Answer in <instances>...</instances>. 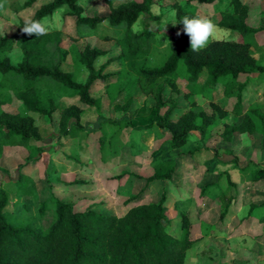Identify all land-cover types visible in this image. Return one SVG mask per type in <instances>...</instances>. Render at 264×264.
Returning <instances> with one entry per match:
<instances>
[{
  "label": "rangeland",
  "instance_id": "rangeland-1",
  "mask_svg": "<svg viewBox=\"0 0 264 264\" xmlns=\"http://www.w3.org/2000/svg\"><path fill=\"white\" fill-rule=\"evenodd\" d=\"M49 1L38 0L26 7L27 0H8V13L0 15V36L13 35L20 21L32 19L35 12ZM126 1L129 0H113V4ZM243 1L249 5L247 23L255 27L264 25V0ZM79 3L85 8L86 15L104 16L109 13L105 0H79ZM175 3L200 16H207L217 25L222 13L232 9L230 0H217L211 4L194 0H156L151 14H143L134 24L136 32L146 29L156 32L153 51L148 56L151 67L161 66L170 54V37L177 35V24L171 23H177ZM69 11V7L64 6L43 19L49 31H63L65 57L62 68L73 71L78 81H85L88 72L75 62L72 45L83 48L91 44L110 51L96 62L97 69L112 58L105 73L121 70V61L117 59L120 53L118 28L111 26L108 20L96 29L79 27ZM218 28L215 40L251 41L254 56L264 64V30L254 36H242L219 25ZM10 58L14 65L23 60V51L18 45L10 52ZM257 76L253 75L254 78ZM10 79L11 76L5 77L0 72V81L9 87L0 90V99L10 100L3 108L33 116L41 133V140L33 141L29 146H5L0 154V185L11 183L6 187L10 200L4 210L10 223L18 227L28 226L45 234L58 216L54 202H49L45 214L41 215V205L46 199L73 204L79 211L91 207L100 213L122 216L138 204L158 202L166 191L167 215L171 220L169 231L176 236L181 234L183 214H187L191 221L192 246L187 251L186 264H264V135L258 129L254 133H236L232 141L224 139L222 134L226 123L243 121V115H237L233 110L236 98L228 97L224 92L225 78L215 87H206L204 71L193 90L188 84L186 64L180 61L177 69L179 107L174 119H178L192 101L210 112L214 105H218L228 114L225 117L218 115L209 135L202 137L193 131L191 140L176 149L169 148L171 134L154 122V97L146 95L141 88L133 91L134 101L125 111L117 110L116 105L126 104V93L113 101L103 82L93 87L94 96L101 98L100 108L84 105L76 94L67 89L59 91L48 88L47 84L41 85L42 91L54 95L59 101L67 105L76 104L82 109L79 122L87 131L78 138H70V141L64 139L65 144H62L61 114L45 117L28 111L11 88L13 83ZM169 94L170 89L167 88L166 96ZM243 97L244 111L262 109L264 81L259 84L249 81ZM165 111L166 108L161 114ZM74 121L72 118L70 123ZM87 137L90 146H82ZM102 140L104 149L101 152ZM97 145L100 159L94 152ZM45 152L52 154L53 166L47 157L41 165L40 158H35ZM82 154L92 158L91 165L79 161ZM101 159L105 164L100 163ZM166 159L177 163L173 178L158 181L143 191L145 182L132 173L150 176L154 165ZM63 166L65 175L60 174ZM21 173L30 177V181L24 178L20 184L13 185ZM229 179L235 183L232 187L233 203L222 217L220 195L227 188ZM80 181L83 184L77 183ZM20 189L22 193L18 194ZM85 191L87 195L97 191V196L87 198ZM117 191L119 193L115 194Z\"/></svg>",
  "mask_w": 264,
  "mask_h": 264
},
{
  "label": "trees",
  "instance_id": "trees-1",
  "mask_svg": "<svg viewBox=\"0 0 264 264\" xmlns=\"http://www.w3.org/2000/svg\"><path fill=\"white\" fill-rule=\"evenodd\" d=\"M37 1L27 0L25 6L30 7ZM194 1L211 4L217 0ZM105 2L109 8L107 15L90 16L85 14L79 0H50L35 12L31 20H43L64 6L69 7L68 14L76 18L79 27L96 29L108 20L119 31L120 53L117 59L121 61L122 69L117 72L105 73L112 58L96 68V62L107 56L109 50L91 44L83 48L73 44L75 62L88 72L85 81H78L73 71L62 68L65 57L62 30L30 37L22 32L25 24L22 20L13 35L0 36V72L5 77L11 76V88L28 111L45 117L60 113L61 136L75 139L87 131L79 122L82 109L76 104L67 105L59 101L54 95L42 91L41 85L47 84L48 88L59 91L67 89L76 94L84 105L100 108L101 98L94 96L93 87L103 82L113 101L126 93V104L116 105L117 110L125 111L134 101L133 91L141 88L155 99L154 122L171 134L169 148H180L191 140L193 131L206 137L218 115L225 117L228 114L218 105L213 104L214 110L210 112L192 101L191 106L174 119L180 94L177 69L183 60L188 70V84L193 90L205 71L206 87H215L225 78L226 96L236 98L233 110L237 115H243V121L225 124L222 135L226 141H232L236 133H254L258 129L264 135V104L262 109L244 111L242 108L243 91L249 81L254 80L258 84L264 81V64L254 56L251 41L211 40L206 48L193 52L189 37L183 34V25L179 22L184 16L200 15L175 3L177 32L181 34L170 37V54L166 61L161 66L151 67L148 56L153 51L156 32L149 29L136 32L134 24L143 14H151L156 0H129L119 5H114L113 0ZM230 4L232 9L223 12L218 22L221 28L242 36H254L264 30V25L255 27L247 23L249 5L243 0H230ZM16 45L23 51V60L18 65H14L10 58V52ZM254 74L258 76L254 78ZM8 88L6 82L0 81V90ZM167 88L170 89L168 96ZM9 102L8 99H0V154L5 146H29L31 142L41 140L36 119L5 110L3 105ZM164 108L166 111L161 114ZM72 118L75 121L70 123ZM100 149L101 152L104 149L103 140ZM176 168L175 160L166 159L154 165L150 176L132 175L145 182L144 191L158 181L171 180ZM24 178L31 179L21 173L12 184L18 185ZM10 184L0 185V264H186L187 251L192 246L191 221L187 214H183L181 234L176 236L169 231L171 220L167 215L166 191L158 202L138 204L122 216L100 213L91 207L79 211L73 204L46 199L41 205V215L45 214L46 205L54 202L58 216L50 230L43 234L28 226L18 227L6 219L4 210L10 200L6 187ZM234 185L229 179L227 188L220 195L222 217L233 203Z\"/></svg>",
  "mask_w": 264,
  "mask_h": 264
},
{
  "label": "clouds",
  "instance_id": "clouds-1",
  "mask_svg": "<svg viewBox=\"0 0 264 264\" xmlns=\"http://www.w3.org/2000/svg\"><path fill=\"white\" fill-rule=\"evenodd\" d=\"M7 3L8 0H0V15L8 13ZM179 23L183 25V34L189 37L190 48L193 52L206 48L211 40L216 39L219 31L218 25L207 16H184ZM22 32L30 37H40L47 35L49 29L45 20L28 19L22 27ZM180 34L177 32V35Z\"/></svg>",
  "mask_w": 264,
  "mask_h": 264
},
{
  "label": "crops",
  "instance_id": "crops-1",
  "mask_svg": "<svg viewBox=\"0 0 264 264\" xmlns=\"http://www.w3.org/2000/svg\"><path fill=\"white\" fill-rule=\"evenodd\" d=\"M62 138H63V139H62V140H63V141H62V142H63L62 144H65V140H69V141H70V138H68V137H64V136H62ZM64 139H65V140H64ZM81 145H82V146L85 145V147H89V146H90L89 138L87 137V141L84 142V143H82ZM100 147H101V145H100ZM82 150H83V149H82ZM94 152H95V154H96L95 156H97V157L99 158V156H100L99 145L96 146V149H95ZM46 157L48 158L47 160H50L49 163H51V166H53V162H54V161H53V162L51 161V160H52V154H51V153L49 154V153L45 152V153H43L42 155H38V156L35 157V158H36V159L40 158V161H41V162H40L39 164L41 165V163H43V161L46 160ZM83 157H84V159H83ZM50 158H51V159H50ZM85 158H86V159H85ZM91 159H92V158H89L88 156L82 154V155H81V158H80L79 161L82 162V163H85V164L91 165V162H90ZM99 159H100V158H99ZM44 162H45V161H44ZM100 163H101V164L104 163V160L102 161V159H101V160H100ZM104 164H105V163H104ZM92 165H93V164H92ZM45 166H46V167H49V165H47L46 163H45ZM51 166H50V167H51ZM64 166H65V165H64ZM64 166L62 167V169H61L62 171H60V174H64V175H65L66 173L63 172V170L65 169ZM100 167H101V169L103 170V166L101 165ZM49 169H50V168H49ZM99 169H100V168H99ZM105 169H107V168H105ZM67 174H68V173H67ZM77 183H79V184H83L81 181H80V182H77ZM119 188H120V187H118V190H119ZM87 191H88V190H87ZM87 193H88V192H87ZM87 193H86V191H85V193H84V194H86L85 197H87V198H92L93 196H97V194H96L97 191H95V192H93V193H92V192H89L88 195H87ZM118 193H119V192L117 191L115 194H118Z\"/></svg>",
  "mask_w": 264,
  "mask_h": 264
}]
</instances>
